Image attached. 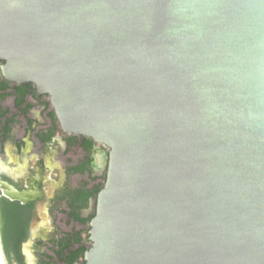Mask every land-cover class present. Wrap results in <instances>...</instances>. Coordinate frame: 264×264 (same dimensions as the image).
I'll list each match as a JSON object with an SVG mask.
<instances>
[{
    "label": "water",
    "instance_id": "1",
    "mask_svg": "<svg viewBox=\"0 0 264 264\" xmlns=\"http://www.w3.org/2000/svg\"><path fill=\"white\" fill-rule=\"evenodd\" d=\"M0 61L110 150L85 264H264V0H0Z\"/></svg>",
    "mask_w": 264,
    "mask_h": 264
},
{
    "label": "flooded vegetation",
    "instance_id": "2",
    "mask_svg": "<svg viewBox=\"0 0 264 264\" xmlns=\"http://www.w3.org/2000/svg\"><path fill=\"white\" fill-rule=\"evenodd\" d=\"M0 61V260L51 261L64 236L89 235L110 150L87 137L66 134L48 95L9 82ZM63 221L64 226L51 222ZM73 242L75 240H72ZM53 262V261H51ZM60 264V263H59Z\"/></svg>",
    "mask_w": 264,
    "mask_h": 264
},
{
    "label": "trees",
    "instance_id": "3",
    "mask_svg": "<svg viewBox=\"0 0 264 264\" xmlns=\"http://www.w3.org/2000/svg\"><path fill=\"white\" fill-rule=\"evenodd\" d=\"M103 186L99 188L102 190ZM96 211L92 214L90 219L82 220L84 224H88L95 216ZM81 236H64L61 240V245H58L57 251L54 252L53 256L47 255L46 258L51 261H43L42 264H85L84 254L89 249V247L85 244L80 248L76 249V244H81L82 241ZM72 240H75L74 242ZM86 241L90 243L89 235L86 237Z\"/></svg>",
    "mask_w": 264,
    "mask_h": 264
},
{
    "label": "rangeland",
    "instance_id": "4",
    "mask_svg": "<svg viewBox=\"0 0 264 264\" xmlns=\"http://www.w3.org/2000/svg\"><path fill=\"white\" fill-rule=\"evenodd\" d=\"M62 224V226H64V222L63 221H59V222H56L55 220H54V222H51V226H55V225H57V226H59V225H61ZM29 258H30V260H31V262H33L32 264H36V262H35V258H38V255H37V253L36 254H33V253H31V254H29Z\"/></svg>",
    "mask_w": 264,
    "mask_h": 264
}]
</instances>
